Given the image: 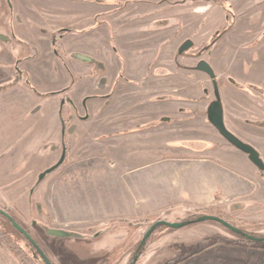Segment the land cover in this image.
I'll return each instance as SVG.
<instances>
[{
	"label": "rangeland",
	"instance_id": "1",
	"mask_svg": "<svg viewBox=\"0 0 264 264\" xmlns=\"http://www.w3.org/2000/svg\"><path fill=\"white\" fill-rule=\"evenodd\" d=\"M12 1L15 7L18 8V14H16L12 25V32L15 37H13V42L5 44L8 49L7 55H9L7 58L9 57V59L1 67L0 76L3 74L6 76L8 71H11L10 68H13V65L10 67V59L13 61L16 58H25L36 53V58L32 61H26L24 65L25 69L29 70V72H26L32 76L34 88L45 94L63 89L69 85L72 78L67 66L55 55L51 39L48 34H44V30L46 29L45 27L48 26L47 28H50L51 25H70L74 27L73 32L76 33L68 34L63 40V45L64 49L69 52L68 56L70 57L71 65H73V67H69L72 69L76 80L74 86L69 90L73 101L72 106L76 107L80 116H85L86 112L91 114L93 118L96 117L95 115H99L97 112L105 105L107 99L103 97L92 98L88 100L86 105L85 101L87 97L93 94L106 95L111 90L104 92L101 87H97L88 78H85L84 73L91 66L71 57L73 49L77 48L76 50H78L79 48L81 51L84 50L87 52L86 54L105 63L115 76L124 70V74L136 79L138 78L136 73L139 74L137 71L142 66V60L140 59H145L151 52L153 54L158 53L160 48L159 45L155 46V43L158 41H155L153 44H137L133 37L130 38L132 33L125 34L124 43L126 45H122V43L117 42L114 26L107 23L103 27H99L93 16L90 18L86 17L85 14L79 13L80 11L78 13L63 12L61 10L56 12L48 11V13L44 12L41 16L40 11L33 6L35 0ZM66 4L62 5L60 9H72L77 5L84 7V9H86V5H91L92 9L95 5L98 6L96 2L89 1L76 3L74 6ZM163 4L165 3L161 2L157 4L156 9L160 10L158 5ZM138 5L137 11L141 12V15H139L141 17L147 8L143 4ZM37 16H40L42 22L35 21L34 18ZM147 20L148 16L145 18V21ZM98 21H100L99 18ZM233 21L234 16L231 10L232 24ZM9 26L10 4L7 0H0V33L6 34L10 30ZM90 27H92L91 30L85 34L82 33V30ZM211 29L207 30L209 31L207 32L208 35L212 32L209 39H212L219 31L223 32L226 28L222 26L214 31H210ZM128 30H132V28ZM157 38L156 36L155 40ZM189 38L195 41V45L191 47V51L198 49V37H192L191 35ZM16 39H22L26 44L20 46L16 43ZM120 41L122 42V38H120ZM153 47L154 49L151 51ZM164 62L166 63V60ZM191 62L194 63L195 61ZM165 63H162V65ZM226 67L229 66L227 65ZM239 67L238 65H231L230 75L241 82H245L246 80L250 82L251 79H247L248 75H242L244 71L242 66ZM200 74L207 76L205 73ZM218 85L219 89H221L222 102L227 108V114H229L230 110L231 112L234 110V106H239L233 102V100L239 98L240 95L237 94L239 90L227 80L219 81ZM211 87L212 84H210L209 88L206 86L207 89H211ZM25 89L29 93L27 97L24 95L21 97L20 93L18 94L20 97H13L8 94L6 97L0 96V107L1 103H11L10 106L5 107V110L3 109L4 111L1 113L3 115L0 116L1 122L5 120V123H2L0 126L1 131H3V134L0 135V180L2 177H6V180L11 181V187L4 188L0 186V206L17 216L18 220L35 234L37 240H39L57 264H130L144 234L158 219L184 221L196 219L204 214L223 215L233 225L248 233L252 232L257 236L264 235V214L261 213V208L262 206L264 207L263 199L259 202L258 207H253V210H250L252 207L228 201L221 204L218 203L217 205L199 207H189L180 203L167 207L165 203L170 202L175 196L177 197L176 194H172L168 190L161 191L155 197V201H152L150 199L152 190H149L146 183L142 185L144 180L139 179L138 183L139 187L140 185L145 186L142 189L137 186H128L133 181L128 177H136L137 175L130 174L127 177L123 174L121 179L119 176L118 179H115L116 173L114 171H104L102 168L98 169L99 166L96 165L100 163L102 165L106 160L102 161L100 158L99 163L93 164L94 166L87 165L76 172L70 168V162L72 161L70 159L69 162H66L49 174L40 185H34L33 200H31L29 205L26 204L27 198L24 199L22 197L28 196L30 191L29 183L33 180L31 179L32 174L53 164L58 157L57 154L59 152L56 153L57 149L54 150V147H56L55 140H58V136L60 135V131L58 132L60 124L57 122L60 108L58 111H55L53 107L56 109L58 107L55 103L53 104V101L46 102V99H37L32 88L25 87ZM124 89L126 88L122 85L117 86L113 95L114 100L124 101V99H127L123 97ZM205 96L208 100L213 97L215 98L213 94L206 92ZM254 96L247 97L252 100L251 102H257V105L261 107L260 99L262 97L260 93L254 92ZM20 101L21 103H19ZM61 102L59 101L60 107ZM229 103L231 109L228 105ZM25 107H27L28 118L20 114L21 109H25ZM72 112L74 110L69 106L66 110L69 118L72 116ZM35 117H40L41 119L35 123L33 120ZM254 123L258 125L260 122ZM227 125L229 128L233 126L231 123H227ZM85 126L86 124H83L81 127ZM237 126L241 128L245 127L242 123H239ZM9 127H11L10 130ZM31 129H34V132L37 131L38 133L29 139L30 134H27V132ZM57 132L59 135H57ZM67 134L70 140L76 136L72 131H69ZM25 135L29 139L27 143ZM42 142H44V146H42ZM149 143H151L149 139H136L132 144L134 148L128 149L125 153L129 155V158L134 157L136 160H143L144 157L148 159L150 156H153L152 151H148L149 149L146 147ZM155 155L156 158L159 157V154ZM108 162L111 161L108 160ZM83 178L91 182V184L87 182L86 188L80 183ZM145 179L147 180V177ZM134 181H137V177ZM72 184L77 185V188H72ZM59 190L62 192L66 190L85 191L84 196L87 198L83 201L98 202L91 209L89 206L86 207L84 215H80L85 217L82 221L75 223V226L65 227L66 229L81 233L83 235L82 238L50 239L42 229L38 228L39 225L35 226L32 223V220L36 219L39 222L50 223L53 226L57 225L49 207L46 204L44 205L43 202L45 203L51 194L55 195ZM36 201H40L43 206L41 212L37 211L39 209L37 208ZM100 204L101 207L99 208ZM27 206L28 211H31L32 215L23 218L20 213ZM0 223L7 224L1 218ZM96 233L98 234L96 235ZM17 239L19 240L21 237L19 236ZM17 239H13L9 234L5 236L6 242L9 241L10 244L16 246L15 249L12 248L11 250L15 251L18 257L25 261V264H36L30 255L31 253L28 254L26 249L21 248L20 240L17 241ZM136 264H264V243L244 242L241 236L215 220L193 222L178 229L162 226L149 237L143 253Z\"/></svg>",
	"mask_w": 264,
	"mask_h": 264
},
{
	"label": "crops",
	"instance_id": "2",
	"mask_svg": "<svg viewBox=\"0 0 264 264\" xmlns=\"http://www.w3.org/2000/svg\"><path fill=\"white\" fill-rule=\"evenodd\" d=\"M36 1L44 6L46 4L55 6L56 11L61 10L69 13L80 11L83 13L85 10L79 5L72 9H60L66 2V5L74 6L76 3L85 1ZM226 2L233 11V25L214 44L209 60L216 70L219 81L226 80L230 76L231 65H238L244 69L242 75H248L247 79H251V83L259 84L264 89V0H226ZM159 3L161 2L158 0H142L139 3L147 8L140 17L139 24L149 23L156 18L155 15L149 18L148 12L157 10ZM86 6L88 8L89 5ZM95 6L97 9L101 7V5ZM158 6L160 11L165 10L162 16L169 20L168 24L159 28L158 38L155 40L158 41L155 46L159 45L161 48L158 52L163 51L162 57L166 51H170V48L173 47L174 50L182 41L190 39L191 35L198 37L199 48L209 41L212 32L208 35L209 31L207 30L212 28L210 31H214L218 27L225 28L227 26V13L215 0L194 1L177 8H171L167 3ZM139 13L141 15V12ZM146 15L148 16L147 21H145ZM76 49L73 51L87 53L79 48ZM67 53L69 54V52ZM162 57L159 58L158 65L160 66H163L164 62ZM140 60H142V66L139 67L137 71L139 74L136 73L138 78L135 79L138 83L133 86L130 98L124 99V101L107 100L108 102L101 107L97 112L99 115H95V118L89 116L73 120L76 136L71 140L68 138L70 150L66 160V162L72 160L70 168L76 172L87 165L94 166L93 164L99 163V158L102 161L106 159L102 165L101 163L96 165L102 166L98 167L99 170L102 168L104 171H114L115 179H118V176L121 179L123 174L127 177L130 174H136L137 181H134L136 178L134 176L128 177L133 180L128 186H137L142 189L145 187L142 185L146 183L149 190H152V193L150 192L152 201H155V197L161 191L168 190L172 194H176L177 197L175 196L173 201L165 203L167 207L178 203L189 207H199L217 205L227 201L252 207L250 210H253L254 206L258 207L261 199L264 200V176L245 153L222 140L219 132L208 120L209 100L206 99L205 89L206 86L209 88L211 79L201 75L202 72L190 69L173 68L171 72H168L165 67L159 66L158 69L157 64L152 67L153 69H149L150 58L146 57ZM191 60L188 58L189 64H192ZM238 61L240 62L238 63ZM0 62L5 63V60H0ZM25 63L26 60H23L21 66L24 67ZM65 63L67 69L69 68L73 73L70 68L73 65H71L69 56L65 58ZM227 65L229 67H226ZM1 67L0 65V69ZM11 73L9 71L7 75L9 76ZM84 75L92 83L96 78L92 68H89ZM4 78L5 74L0 76V82ZM19 93L21 97L29 95L22 82L3 91L0 96L6 97L11 94L18 96ZM66 94L70 95V92ZM161 94L177 95L178 98L172 100L155 98ZM61 97L62 94L51 97L41 96L38 99H46V102L53 101V104L55 103L58 107L57 109L53 107V109L58 111ZM1 104L0 116L3 115L1 113L5 107L10 106L11 103ZM228 105L230 107V103ZM26 109L27 107L21 109L20 114L25 116ZM251 109L234 106V110L232 112L230 110V113L227 114L224 104L225 120L226 123L233 125L230 129L260 148L264 158V128L260 129L245 123V119L252 116ZM262 111H264L263 108L260 110V118L264 116ZM165 116H170L171 122H160L161 118ZM57 118V122L60 124L59 116ZM2 123H5V120L3 122L0 120V126ZM239 123L244 124L245 127L237 126ZM83 124L86 126L81 127ZM139 125L141 127L137 129L136 127ZM10 129L11 127H9ZM2 132L0 127V133L3 134ZM37 133V131L34 132V129L27 132L30 134L29 139ZM57 135H59L58 132ZM25 137L27 143L29 139H27V135ZM59 138L60 136H58V141ZM136 139H149L151 143L146 147L149 149L148 151H152L153 156L148 159L144 157L143 160L129 158L125 152L134 148L132 144ZM42 146H44V142H42ZM155 154H159V157L156 158ZM139 179L144 180L140 187ZM87 182L91 184L83 178L80 183L86 188ZM72 188L76 189L77 185L72 184ZM84 194L85 191L66 190L62 192L59 190L55 195L51 194L48 197L45 204L49 207L57 226H75V223L85 218L80 215H84L87 206L91 209L98 204L95 201H83L87 198ZM261 213L264 214L263 206ZM0 264H4L1 253Z\"/></svg>",
	"mask_w": 264,
	"mask_h": 264
},
{
	"label": "flooded vegetation",
	"instance_id": "3",
	"mask_svg": "<svg viewBox=\"0 0 264 264\" xmlns=\"http://www.w3.org/2000/svg\"><path fill=\"white\" fill-rule=\"evenodd\" d=\"M74 1H85V2L89 1V2H94V3L96 2V4L101 5L100 9H96L95 6L92 9V6L89 5L88 8H86L83 13H85L86 17H89V18L93 16L95 19V22L99 24V27H103L107 23H109L111 26H114L117 42L122 43V45L125 44L124 38H125V34H127V33H132V36H130V38L133 37L134 40L137 42V44L138 43H147V44L153 43V42H155V38H156L157 34L160 32L159 28L161 26L169 23V20L167 19V17L162 16V14H163V12H165V10H163V11L162 10L161 11L160 10H153L152 12H149V14L152 15V17H154V15H155L156 18L152 19L149 23H142V24L140 23L139 24L140 13L137 11L138 10L137 8H138V4L142 0L141 1L140 0H125V1H119V0H109V1L108 0H74ZM105 1H107V2H105ZM158 1L169 4L171 6V8H177L179 6H183V5H186V4L194 2V1L198 2V1H209V0H158ZM215 1H217L225 9V11L227 13V19H228L227 26L230 24V28L226 31L225 30L223 31V34H222V36H223L232 27L231 26V9L229 8V5L226 2V0H215ZM7 2L10 4V26H9L10 30L6 34L0 33V60H2V61L5 60V63L9 59V57L7 58V56H9V55H7L8 49L5 46V44L9 43V42H13V37H15V36L13 35V32H12V29H13L12 25L14 23V19L16 18V14H18V8L15 7V5L13 4V1L7 0ZM34 2L36 5L34 4L33 6H35L40 11L41 16L44 14V12L45 13H48V11H55L56 12V10L54 8L55 6L52 7L51 5H47V4L44 6V5H41V3H38L36 0ZM100 2H103V3H100ZM134 11H137V12H134ZM79 13H82V12H79ZM160 14H161V16L159 17ZM129 16H131V18H129ZM115 17H116V19H115ZM98 18L100 21H98ZM34 19L37 22H42V20H40L41 19L40 16H37ZM108 21H110V22H108ZM47 27H45L46 29L44 30V34L49 35V37L51 39L52 48H53L55 55L59 59H61L63 61V63H65V57L68 56V53L64 49L63 40L68 34L76 33V32H73L74 27H72L70 25H68V26L61 25L60 26L59 24L57 26L51 25L50 28H47ZM16 28H17V26H16ZM129 28H132V30H128ZM91 29H92V27L85 29V30H82L83 31L82 33L85 34L86 32H88ZM76 30H77V28H76ZM219 33H220V31L215 36H213L212 39H209V41L206 44L202 45L197 50L191 51V47H193L195 45V43H194L195 41L190 38V39H185L184 41H182L174 50H173V47L170 48V51L169 50H168V52L166 51V54H164V57H162L163 54L161 51L158 53H155V54H153V52H151V54L148 55V57L150 58L149 69H153L152 67L156 64H157V68L159 69V66H160V65H158L160 63L159 58L162 57L164 61L166 60V63L163 62L165 64L163 66H160V67H165V69L168 72H171V70L173 68H177V69H184V70L190 69L192 71L205 73L204 71H201L197 68L198 63L201 60H205L212 66L213 70L215 71V74H216L215 79L217 80V84H218L219 80L217 78V73H216V70H215L212 62H210V60H209V56L211 55V49L214 46V44L222 37V36L219 37L217 40L215 39ZM120 38H122V42L120 41ZM167 38L168 37L166 36V39ZM187 41H192L193 44L189 47V49L182 50V52H180L181 46ZM16 43L19 44L20 46H22V44L23 45L26 44L22 41V39L21 40L16 39ZM153 49H154V47L151 49V51H153ZM77 53L88 55V56L94 58L97 63L83 62L74 56ZM145 53H147V52H145ZM36 56H37V54L33 53L32 55H29L25 58H16L13 61L10 59L9 60L10 61L9 62L10 67H12V65H13V68H10L12 73L9 76L8 75L5 76V78L0 82V87L6 85L4 88L0 89V94L3 91L17 85L19 82H22L23 85L27 88L28 87L32 88V90L34 91V94L37 96V99L40 98L41 96L51 97V96H58L59 94H62V97L60 99V102L62 101L61 107L59 106V108H60V111H59V113H60L59 114V120H60V130H59L60 135L59 136H60V138H59V141L55 140L56 147H54V150L57 149L56 153L59 152L57 154L58 157L53 164L38 170L37 173L32 174L33 176L31 179H33V180L31 181V179H30V181H31L29 183L30 191L28 193V196L22 197L24 199L27 198V200L25 202L28 205L30 204L31 200H33L34 187H35L34 185L35 184L40 185L43 182V180L49 174H51V173L47 174L41 181H39L40 173L43 172L45 169L53 166L56 162L59 161V159L61 158L62 152H63L64 143L66 145V157H65V160L62 163V165L68 159L70 145H69L67 133L69 131H72L73 133H75L74 132L75 131V124L73 123V120L79 119V118H81V119L82 118H88L89 116H92L88 112H86L85 116H80V114L76 110V107L72 106L73 101H72L70 95L66 94L67 92H69V90H71V88L74 86L75 81H76L73 73L71 72V70L69 68H68V71L71 75L72 81L70 82L69 85H67L63 89L55 90V91H51L49 93L43 94V93L39 92L36 88L33 87L32 76H31V74L27 73V72H29V70L25 69L23 66H21V64H22L23 60L30 61V60L35 59ZM70 56L76 60H79V61L86 63V64H89L91 66L93 73L96 76V78L93 82L94 85H96L97 87H101L102 91H104V92L111 90L110 92H107L106 95L93 94V95L87 97V99L85 101V105L88 102V100L92 99V98L96 99V98H102L103 97V98L107 99L108 101L109 100L114 101L115 98L113 95H114V91L116 90L118 85H122L126 89L128 88L127 90L124 89V92H123V97L128 98L132 94L133 86H135L138 83L137 80L133 79L131 76H129V75L127 76L126 74H124V70L117 73L116 76H115V74L113 75V73H111L110 69L106 66L105 63L99 61L98 59H96L95 57H93L89 54H86L83 52H73L72 51V55H70ZM188 58L189 59L191 58L192 59L191 61L194 60L195 62L194 63L192 62V64L191 63L189 64ZM260 62H261V59H260ZM5 63L0 62V65L4 66L3 64H5ZM205 74H207V73H205ZM207 76H208V78L211 79L212 87H211V89L206 88L205 92L208 94H213V96H215V98L213 97L212 99L209 100V103H208V107H209L211 102L216 100V94H215L214 78L210 77L208 74H207ZM226 80L229 81L237 90H239V93H237V94H239L240 96L236 100L232 99L233 102L236 105L244 106L247 109L252 108L251 109V111H252L251 115L252 116H251V118L245 119V123L248 125H252L254 127L260 128V129L264 128V127H262V125H264V116H263V118H260V114H261L260 110H262V108L264 109V100H263L264 89H263V87L259 84H254L251 82H241L231 75L228 76ZM218 87H219V85H218ZM219 91H220V95H221V89H219ZM254 92H256V93L259 92L260 96L262 97V98L260 97L261 98L260 99L261 100L260 105L262 107L261 109L257 105V102L256 103L251 102L252 100L249 99V97H247V96L255 97ZM63 94H66V95H63ZM12 96L16 97V94L12 95ZM231 97L234 98L233 96H231ZM155 98L160 99V100H172V99H177L178 96L177 95H171V94H161ZM221 98H222V95H221ZM107 100H106V103L108 102ZM69 106H70V108H73V110H74V112L71 113L72 116L70 118L68 117V115L66 113V110ZM223 107H224V104H223ZM207 111H208V109H207ZM262 112H264V111H262ZM21 116H23V115H21ZM27 116H28V112L26 111L24 117H27ZM40 119H41L40 117L33 118L35 123H37V121ZM171 120H172V118L170 116H165V117L161 118L160 122H163V121L164 122H171ZM224 120H225V113H224ZM254 122H258V123L260 122V123L257 125ZM225 124H226L227 128L231 132H233L237 137H239L244 142H247V143L251 144L253 147H255L259 151L261 158L264 161V158L262 156L260 148H258L256 145H254L250 141L242 138L239 135V133H237L236 131H233L232 129H230L226 123V120H225ZM140 127H141V125L137 126L136 128L139 129ZM31 130H33V129H31ZM0 135H2V134H0ZM221 137L228 144L235 147L229 141H227L222 135H221ZM235 148H237V147H235ZM238 150H240V149H238ZM241 152H243V151H241ZM5 169H6V167H5ZM259 171L261 174L264 175V170H259ZM10 182H11L10 180H6V177H2V179L0 180V186H2L4 188L11 187ZM27 187H28V185H27ZM17 198H19V197H17ZM43 204L45 205L44 202H43ZM36 205H37V208L39 209L37 211L41 212L42 211L41 208L43 209L41 202L36 201ZM31 213H32L31 211H28V206H27V207L23 208V211L20 214H21V217L25 218V216L28 217V216L32 215ZM8 215L11 216L27 233H29L33 237V239L37 242V244L39 245L42 252L50 259L52 264H57L54 261L53 257L46 251V249L43 247V245L39 242V240H37L35 234L32 231H30L28 228H26L22 224V222L20 220H18L19 218L17 216H15L13 213H11L6 208L0 206V218H1V220H4L5 222H7V224L10 226V229H9V226L7 224H5V223L1 224L0 223V253L2 254L1 259H3L4 264H25V261L23 259H20L18 257V255L15 253V251L11 250L12 248L15 249L16 246L14 244L13 245L10 244L9 241L6 242V240H5L6 234L11 235V237L13 239H17L20 236L21 237V239H19L20 241L18 239H17V241H19L21 248L26 249L28 254L31 253L30 255H31L33 261L36 264H47L45 262V260L43 259L40 251L32 244V242L27 238L25 233H23L21 230L17 229L13 225V223H12L11 219L8 217ZM32 223L35 226L39 225L38 228L42 229L50 239H55V238L56 239H68V238H59V237L49 236L47 234V230H46L48 227H53V228L56 227V228L66 229L65 227H59L57 225L53 226L50 223L46 224L44 222H39L36 219H33Z\"/></svg>",
	"mask_w": 264,
	"mask_h": 264
},
{
	"label": "water",
	"instance_id": "4",
	"mask_svg": "<svg viewBox=\"0 0 264 264\" xmlns=\"http://www.w3.org/2000/svg\"><path fill=\"white\" fill-rule=\"evenodd\" d=\"M192 44H193L192 41L185 42L181 46L180 52H182V50L189 49V47ZM74 56L77 59H79L83 62H86V63H97L94 58H92L88 55H85V54L77 53ZM197 68L199 70L207 73L210 77L214 78L216 100L211 102V104L208 107L207 116H208L209 121L227 141H229L232 145H234L235 147H237L238 149H240L241 151L246 153L248 155L249 159L259 168V170H264V161L261 158L259 151L255 147H253L251 144L241 140L239 137H237L233 132H231L227 128V126L225 124V120H224L223 102H222V98L220 95L217 80L215 79L216 74H215V71L213 70L212 66L207 61L201 60L198 63ZM65 157H66V145L64 143L61 158L53 166L45 169L43 172L40 173L39 181H41L47 174L52 173L57 168H59L62 165V163L64 162ZM8 217L11 219L13 225L17 229H19L23 233H25L27 238L40 251L45 262L47 264H52L50 259L42 252V250L40 249L37 242L33 239V237L29 233H27L11 216L8 215ZM206 220H215V221L223 224L225 227H227L231 231L238 233L240 235H243L247 239L256 240V241H264V236H255V235H252L246 231H243L241 228L233 225L231 222H229L226 219H224L220 216H217V215L204 214V215L197 217L196 219H193V220L187 219L184 221H168L166 219H158L149 227V229L144 234L143 238L141 239V241L139 243L138 249H137L132 261L130 262V264H136L137 263V261L140 257L139 250L146 244L147 240L152 235V233L157 229L158 226L166 225L168 227L178 229V228L185 227V226H187L193 222H202V221H206ZM46 230H47V234L49 236H54V237H59V238H73V237L74 238H82L83 237V235L81 233H77L73 230H68V229H64V228L48 227ZM97 234L98 233H96V235Z\"/></svg>",
	"mask_w": 264,
	"mask_h": 264
},
{
	"label": "trees",
	"instance_id": "5",
	"mask_svg": "<svg viewBox=\"0 0 264 264\" xmlns=\"http://www.w3.org/2000/svg\"><path fill=\"white\" fill-rule=\"evenodd\" d=\"M233 24L231 23V26H232ZM230 28V24L226 27V29H225V31L226 30H228ZM222 34H223V32H220L218 35H217V37L215 38L216 40L219 38V37H221L222 36ZM12 83V82H11ZM10 83V84H11ZM9 84V83H8ZM6 85H4V86H1L0 87V89L1 88H4ZM263 175V174H262ZM221 216V215H220ZM222 218H224V219H226L227 221H229L230 222V220H228V218H226V217H224L223 215L221 216ZM162 226H165V227H168V226H166V225H160V226H158L157 227V229H159V227H162ZM156 229V230H157ZM243 230V229H242ZM244 231V230H243ZM235 233V232H234ZM236 234H238V233H236ZM250 234H252V235H255V234H253L252 232H250ZM239 236H241V238L243 239V241L244 242H247V243H257V244H262V243H264V241H256V240H250V239H247L246 237H244L243 235H240V234H238ZM255 236H257V235H255ZM264 236V235H263ZM145 248V245L139 250V254L141 255L142 253H143V249Z\"/></svg>",
	"mask_w": 264,
	"mask_h": 264
}]
</instances>
